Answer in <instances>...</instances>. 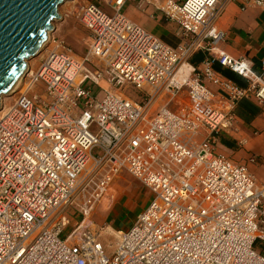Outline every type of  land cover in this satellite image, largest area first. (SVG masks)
Masks as SVG:
<instances>
[{"label":"built area","instance_id":"2783aa9c","mask_svg":"<svg viewBox=\"0 0 264 264\" xmlns=\"http://www.w3.org/2000/svg\"><path fill=\"white\" fill-rule=\"evenodd\" d=\"M229 1L164 0L175 49L128 20L125 0L80 7L82 57L50 38L0 116V264H264V184L215 153L239 102L264 105V59L256 71L219 49ZM122 173L151 199L106 253L90 216Z\"/></svg>","mask_w":264,"mask_h":264},{"label":"crops","instance_id":"0c3cea01","mask_svg":"<svg viewBox=\"0 0 264 264\" xmlns=\"http://www.w3.org/2000/svg\"><path fill=\"white\" fill-rule=\"evenodd\" d=\"M81 2V6L97 3L106 9V6L98 3V0H81ZM163 2L164 0H125L121 12L128 20L175 49L182 42V37L177 25L167 20L159 10ZM248 2L249 0L227 2L215 24L225 34L219 49L233 58L244 59L254 70L259 71L260 62L264 59V11ZM58 13H60V21L53 24V34H60L61 25L66 21V16L61 15L62 11ZM195 55L200 61L204 56L202 53ZM248 102L257 107L258 114L250 120L237 116V123L230 134L214 135L215 153L231 161L246 164L257 182L264 184V105L258 106ZM249 157H254L255 163L248 162ZM112 225L120 226L116 221H113Z\"/></svg>","mask_w":264,"mask_h":264},{"label":"rangeland","instance_id":"374dc122","mask_svg":"<svg viewBox=\"0 0 264 264\" xmlns=\"http://www.w3.org/2000/svg\"><path fill=\"white\" fill-rule=\"evenodd\" d=\"M81 4V0H69L58 7V12L62 11L61 15L66 16L65 23L61 25L62 32L60 34L47 33L46 40L41 44L40 52L25 62L26 71L29 68L34 70L37 67L40 58L49 47L51 37L64 40L71 48L75 58L83 56L86 51L87 32L77 20ZM58 15L60 16V13ZM21 85L22 76L19 86L13 89L12 93L3 95L0 98V116L2 115L3 106L8 107L15 100L16 95L21 90ZM130 92L133 95L137 93L134 89H131ZM150 199L149 192L129 175L122 173L114 180L90 216V220L94 225L102 229L101 239L106 253L114 251L117 244V233L126 230L130 226L136 216L149 204ZM113 221H116L120 226L114 227L112 225ZM68 231L69 229H66L64 235Z\"/></svg>","mask_w":264,"mask_h":264},{"label":"water","instance_id":"95a60500","mask_svg":"<svg viewBox=\"0 0 264 264\" xmlns=\"http://www.w3.org/2000/svg\"><path fill=\"white\" fill-rule=\"evenodd\" d=\"M65 1L0 0V98L8 94L25 62L40 52L52 24L60 21L58 7Z\"/></svg>","mask_w":264,"mask_h":264},{"label":"trees","instance_id":"16d2710c","mask_svg":"<svg viewBox=\"0 0 264 264\" xmlns=\"http://www.w3.org/2000/svg\"><path fill=\"white\" fill-rule=\"evenodd\" d=\"M199 58H197V55H195L191 60L190 62L191 63H196V62H199ZM214 68L218 71H221L225 76H227L228 78L232 79L233 81L237 82L238 84L242 85L244 84L243 80L238 77L237 75L235 74H232L230 73L229 71H226V70H222L220 68V66L218 65H214ZM258 109L257 107L251 105L248 101H241L237 104L236 106V109H235V113L237 116H240L242 117L243 119L245 120H250L252 119L253 117H255L257 114H258Z\"/></svg>","mask_w":264,"mask_h":264},{"label":"bare ground","instance_id":"6f19581e","mask_svg":"<svg viewBox=\"0 0 264 264\" xmlns=\"http://www.w3.org/2000/svg\"><path fill=\"white\" fill-rule=\"evenodd\" d=\"M182 70H185V68L183 67ZM25 71H26V68L23 70V72L21 73V75L19 76V78L17 79V81L14 83V85L9 89L8 94L9 93H12L13 89H15L16 87L19 86L20 78H21V76H23V74L25 73Z\"/></svg>","mask_w":264,"mask_h":264}]
</instances>
